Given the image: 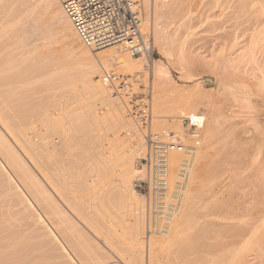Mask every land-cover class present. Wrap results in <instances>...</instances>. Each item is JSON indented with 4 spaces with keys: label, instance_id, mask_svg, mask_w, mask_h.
Returning <instances> with one entry per match:
<instances>
[{
    "label": "bare ground",
    "instance_id": "obj_1",
    "mask_svg": "<svg viewBox=\"0 0 264 264\" xmlns=\"http://www.w3.org/2000/svg\"><path fill=\"white\" fill-rule=\"evenodd\" d=\"M141 1L145 26L153 11L151 44L186 77L211 69L223 89L217 99L200 82L177 87L160 59L110 46L91 53L58 0H0V264H118L72 211L126 262L155 264L161 253L171 264H264V122L248 99L264 91V0ZM97 61L149 78L155 134L181 130L188 114L203 124L202 151L168 156L169 177L187 162L192 171L165 235L141 240L144 202L133 180L144 135L103 84Z\"/></svg>",
    "mask_w": 264,
    "mask_h": 264
},
{
    "label": "built area",
    "instance_id": "obj_2",
    "mask_svg": "<svg viewBox=\"0 0 264 264\" xmlns=\"http://www.w3.org/2000/svg\"><path fill=\"white\" fill-rule=\"evenodd\" d=\"M58 1L88 49L96 51L120 45L132 56L154 59L150 36L141 29L139 0ZM101 80L144 135L145 147L136 163L133 187L145 201L144 239L147 240L160 234L175 203L168 182V156L172 151L186 152L200 147V117L196 113L182 117L183 135L155 134L151 131V99L136 91L133 77L102 67Z\"/></svg>",
    "mask_w": 264,
    "mask_h": 264
},
{
    "label": "rangeland",
    "instance_id": "obj_3",
    "mask_svg": "<svg viewBox=\"0 0 264 264\" xmlns=\"http://www.w3.org/2000/svg\"><path fill=\"white\" fill-rule=\"evenodd\" d=\"M204 1V0H203ZM139 3H140V7H141V29H142V25L144 26L143 27V30H142V32H146V33H148L149 34V36H150V39H151V37H152V33H153V29H152V26H153V16H152V12L151 11H149V13L151 12V14H149L150 16H149V19H151V21L148 19V22L146 23V26H145V23H143V16L145 17V11H144V8H143V5H142V1L141 0H139ZM64 42V41H63ZM67 42V41H66ZM66 42H65V44H66ZM69 42V41H68ZM153 46V49H154V60L152 61L153 63L155 62V60L156 59H160V61H161V63H163L167 68H168V70H169V72H170V76H171V78H172V80L174 81V83H175V85L177 86V87H179V88H192V85H194V83H196V82H200V84H201V87L204 89V91H208V93L211 95V97H213V99L212 100H214V98L215 99H217V93L219 92V88L221 89V85L219 84V82H218V80L216 79V75H215V73L213 72V71H211L210 72V70L211 69H208L207 67H196V68H193V71H191V73H192V75H190L191 77L189 78V77H186V76H189V75H187V73H186V75H183V74H185V71L184 70H182L181 68H180V65H179V67H178V65L176 64V61H175V59H174V57L173 56H169V58H168V53L167 52H164V53H166L165 55H164V53H162V51L160 50V49H158V47L156 46V45H152ZM108 48V47H107ZM107 48H105V49H107ZM109 48H119V49H121V51L124 53H128L132 58H134L135 56H132L129 52H127L122 46H110ZM108 48V49H109ZM123 48V49H122ZM88 49V48H87ZM104 49V50H105ZM101 50V49H100ZM99 50V51H100ZM103 49H102V51H104ZM89 51L91 52V53H95V52H98V50L97 51H93V50H90L89 49ZM98 62V66H99V68H100V70H102V67H104V68H108V69H110V70H112V71H114V72H116V73H119V74H123V73H120V71H118V68H117V64H115V62L113 63H111V64H108V65H106L104 62H102V61H97ZM110 65H112V66H110ZM115 65V66H114ZM190 71V70H189ZM188 72V71H187ZM125 75V74H124ZM195 75V76H194ZM214 75V76H213ZM100 76H101V74H100ZM129 76H132L133 77V79L135 80V82L137 83H135L134 85H135V87L134 88H136V91L137 92H140V93H144V94H146V95H148L149 97H150V99H151V105H152V109H153V101H154V96H155V94L157 93L156 91H155V88H154V86H151V85H149V78L147 79V81L146 82H144V80H137V78H136V76H134V75H129ZM182 76H183V78H182ZM136 78V79H135ZM187 78V79H186ZM142 81H143V83H142ZM143 84V85H142ZM145 84V85H144ZM217 84H219V85H217ZM142 85V86H141ZM153 89H152V88ZM216 87V88H215ZM252 87V86H251ZM250 87V88H251ZM256 88V87H255ZM252 89V88H251ZM257 89V88H256ZM256 89H252L253 90V93H252V91L250 92V95L248 96V99H249V102H250V105H252L251 107L253 108V109H250L249 111L250 112H252L251 110H253L254 112V115L255 116H253V118H255V120H256V122H261V123H263L264 122V91H257ZM216 90H218V91H216ZM221 90H223V89H221ZM221 90H220V92H221ZM154 92H156L155 94H153ZM258 94H257V93ZM157 95V94H156ZM254 95V96H253ZM259 95H262V96H260L259 97ZM216 96V97H215ZM263 100V101H262ZM99 102L98 101H96V102H94L93 103V107L94 108H96V109H98L97 111L98 112H102L103 111V113H105V108H102L101 106H100V108H99V105L100 104H98ZM78 104V107H80L81 109H84V108H87V107H89L90 105H92V103H89V102H78L77 103ZM96 104H98V105H96ZM120 104V103H119ZM121 107H123L124 108V106H123V104L121 103ZM254 107H256V108H254ZM123 108H122V110H123ZM165 109H167V105L165 106ZM163 111H164V108L162 109ZM242 110H248V108H244V109H242ZM154 111V110H153ZM153 111H152V116H154V113H153ZM123 112H124V117H126V120L128 119L129 121H130V123H132L133 125H134V123H133V121L129 118V116L127 115V113H126V110H125V108H124V110H123ZM262 114H263V116H262ZM105 115V114H104ZM126 115V116H125ZM251 115H253V114H251ZM257 115V116H256ZM262 116V117H261ZM182 117L183 116H181L180 118H179V120H178V122H179V125L181 126V130L179 129V131L177 130V131H174V133L176 132V133H179L180 131H183V128H182ZM114 118H115V116H114ZM113 118V119H114ZM251 118V117H250ZM253 118H251L252 120H253ZM255 120H253V121H255ZM151 131L153 132V133H157L155 130H154V117H152V120H151ZM202 125L203 124H201V129H200V139H202V134H203V130H202ZM262 125V124H261ZM180 126H179V128H180ZM263 129L261 128V126H260V131L262 132V134L264 135V123H263ZM135 129H137L138 131L137 132H140V134L142 135V133H141V131L138 129V128H136L135 127ZM175 133V134H176ZM167 134H169V133H167ZM167 134H162V133H158V135H167ZM261 134V133H260ZM261 134V135H262ZM260 135V139H261V137H263V136H261ZM248 136H251V134H248V135H245V137L247 138ZM264 138V137H263ZM203 140H201V142H200V147L198 148V149H194V150H192L193 151V153L195 152V154H198L199 153V151H202V142ZM143 142H145V140H144V136H143ZM145 147V146H144ZM143 151H144V148L142 149V150H139V156H138V159L142 156V153H143ZM183 153H186V152H183ZM187 154V153H186ZM186 154H185V156H186ZM197 156V155H196ZM193 158L194 157H190L189 156V161L190 162H192V160H193ZM196 158V157H195ZM138 159H137V161H138ZM198 161H201V159H199ZM136 163L137 162H135V167H136ZM187 165V166H186ZM181 166V165H180ZM177 167V170H176V175H177V177H175L174 176V178L172 177L171 178V176L169 177L168 176V182H169V185H170V187H171V189H172V195H171V198L172 199H174L175 200V203H173V205L171 206V210H170V213H169V216L167 217V223L166 224H164L163 226H162V230L160 231V234L159 235H165V233L166 232H168L169 230H171V223L176 219V217L180 214V211H181V209H182V206H183V204L181 205V201H182V197L183 196H185V194H186V192H187V190L189 189V186L191 185V184H189L190 182H189V175H190V173H191V169H190V163L189 162H187V164L185 163L184 165H182L181 167ZM183 167H185V170H184V168ZM179 168V169H178ZM183 169V170H182ZM193 169V168H192ZM179 170V171H178ZM169 171H170V168L168 167V175H170L169 174ZM179 173H178V172ZM177 178V179H176ZM172 179V181H170ZM174 180V181H173ZM175 180H176V182H175ZM172 182V183H171ZM133 190H134V188H133ZM135 192L136 193H138L136 190H135ZM139 194V193H138ZM141 195V194H140ZM179 195V196H178ZM141 197H142V200H143V202H144V204H143V206L145 205V201H144V198H143V196L141 195ZM143 209H144V207H143ZM77 213H75V212H73L72 211V213H71V215H72V218L73 219H75L74 221H77V223H78V225L79 226H81V228H83V231L84 232H86V235L88 234V237H91V236H93V238L91 237V239H93V240H95V241H98V243L100 244H98V246L100 247H104V249H105V251L103 252L104 254L106 253V256L107 257H111L112 256V258H114L113 260H114V262H115V260H116V262H119L118 264H133V262H135L134 264H147L146 262H145V257L143 258V262L142 261H140V260H137V261H134V260H131V261H128V262H126L127 261V259H126V261L125 260H123V258L121 259L120 257H121V255L120 254H117L118 252L117 251H115L116 249H114L113 248V246H115V248H116V244H113V246H110V245H112V243H108L109 241H106V239L107 238H104L102 235H103V233H102V231L101 230H98V229H94L93 228V226H91L92 225V223L91 222H88V223H85V221H83V218L79 215V214H77ZM80 216V217H79ZM77 217H79V219L77 218ZM100 217H101V219L102 220H104V216H103V214H101L100 215ZM94 218V217H93ZM173 218V219H172ZM172 219V220H171ZM106 220V219H105ZM103 221V222H109V221ZM143 234H141V240H142V237H144V232H145V214H144V210H143ZM131 217L130 216H128V218L126 217V219H125V222L128 224V223H131ZM85 224H84V223ZM87 222V221H86ZM90 223H91V225H90ZM110 223V222H109ZM89 224V225H88ZM88 225V227H86ZM105 225H108V224H105ZM90 227H92V228H90ZM118 228H116V231H118V233H121V230H122V233H123V229H121V230H117ZM89 230V231H88ZM94 231V232H92V231ZM95 231H96V233H95ZM92 232V233H91ZM98 232H100L99 234H98ZM90 234V235H89ZM94 234H95V236H94ZM99 235V236H98ZM101 236V237H100ZM112 236H113V234H112ZM156 237H157V235H155ZM154 236V237H155ZM95 237V238H94ZM114 238H116V237H114ZM105 239V240H104ZM115 241H116V239H114ZM120 240H122L121 238H120ZM106 243H108L109 245H105ZM95 244L97 245V242H95ZM143 244H144V242H143ZM121 245H123V244H121ZM120 246V245H119ZM124 246V245H123ZM122 246V247H123ZM118 247V246H117ZM111 248H113V250H114V252H115V256H113L114 255V252L113 251H111L112 249ZM118 249V248H117ZM110 252H112V253H110ZM107 253H110V254H107ZM109 255H111V256H109ZM161 253H158V256H159V262H160V264H167V262H169L168 260H166V262H165V260L163 259L165 256L164 255H162ZM118 256H119V258H118ZM126 257V256H125ZM112 258H110V260L111 261H113L112 260ZM109 260V261H110ZM123 260V261H122ZM159 262H156L157 264H159ZM155 263V264H156ZM179 263V262H178ZM103 264V263H102ZM104 264H106L105 262H104ZM114 264H116V263H114ZM169 264H171L170 262H169ZM180 264V263H179Z\"/></svg>",
    "mask_w": 264,
    "mask_h": 264
}]
</instances>
